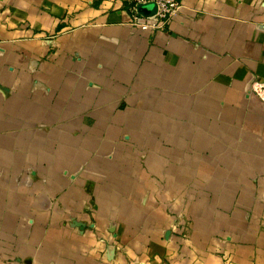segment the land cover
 <instances>
[{
    "label": "crops",
    "instance_id": "crops-1",
    "mask_svg": "<svg viewBox=\"0 0 264 264\" xmlns=\"http://www.w3.org/2000/svg\"><path fill=\"white\" fill-rule=\"evenodd\" d=\"M0 0V264H264V0Z\"/></svg>",
    "mask_w": 264,
    "mask_h": 264
},
{
    "label": "built area",
    "instance_id": "built-area-1",
    "mask_svg": "<svg viewBox=\"0 0 264 264\" xmlns=\"http://www.w3.org/2000/svg\"><path fill=\"white\" fill-rule=\"evenodd\" d=\"M149 4L155 7L152 16H140L136 12L137 6L142 7ZM178 7L179 2L177 0H128V25L138 30H163L176 13ZM250 92L260 101L264 108V83L252 84Z\"/></svg>",
    "mask_w": 264,
    "mask_h": 264
},
{
    "label": "water",
    "instance_id": "water-1",
    "mask_svg": "<svg viewBox=\"0 0 264 264\" xmlns=\"http://www.w3.org/2000/svg\"><path fill=\"white\" fill-rule=\"evenodd\" d=\"M155 11V7L153 5H146V6H137L136 12L140 16H152Z\"/></svg>",
    "mask_w": 264,
    "mask_h": 264
}]
</instances>
